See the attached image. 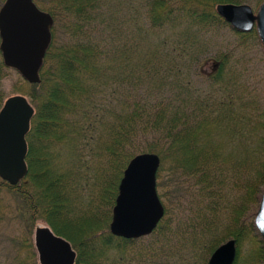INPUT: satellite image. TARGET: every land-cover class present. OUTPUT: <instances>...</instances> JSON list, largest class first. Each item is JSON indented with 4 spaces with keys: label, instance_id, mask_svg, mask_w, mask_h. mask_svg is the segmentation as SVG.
Wrapping results in <instances>:
<instances>
[{
    "label": "trees",
    "instance_id": "1",
    "mask_svg": "<svg viewBox=\"0 0 264 264\" xmlns=\"http://www.w3.org/2000/svg\"><path fill=\"white\" fill-rule=\"evenodd\" d=\"M262 1L33 0L52 23L27 91L26 174L0 176L25 235L13 247L32 251L11 264L34 263L27 237L38 219L70 242L73 264H207L232 238L233 264H264L254 223L264 52L255 28L238 31L215 10ZM11 69L0 50V108ZM145 152L160 159L163 216L127 238L110 229L113 207L129 160Z\"/></svg>",
    "mask_w": 264,
    "mask_h": 264
},
{
    "label": "water",
    "instance_id": "2",
    "mask_svg": "<svg viewBox=\"0 0 264 264\" xmlns=\"http://www.w3.org/2000/svg\"><path fill=\"white\" fill-rule=\"evenodd\" d=\"M217 14L233 28L248 32L255 27L264 52V0L255 12L248 4L218 3ZM52 19L33 0H5L0 8V50L4 62L29 83L39 81L38 70L50 41ZM34 108L21 95L8 96L0 109V176L17 181L26 174V134ZM160 159L145 152L133 156L120 180L110 229L124 237H139L152 231L163 216L156 192ZM264 242V189L254 217ZM39 264H73L76 252L70 242L49 227L33 232ZM236 241L229 239L211 253L207 264H233Z\"/></svg>",
    "mask_w": 264,
    "mask_h": 264
},
{
    "label": "rangeland",
    "instance_id": "3",
    "mask_svg": "<svg viewBox=\"0 0 264 264\" xmlns=\"http://www.w3.org/2000/svg\"><path fill=\"white\" fill-rule=\"evenodd\" d=\"M229 4H233V3H229ZM244 4H248V3H244ZM248 5L252 8L253 12H255L257 10V7L251 6L250 4H248ZM42 11H44V10H42ZM253 28H255V27H253ZM29 84L30 83L28 81H26L19 72H17L14 69H11L10 72L8 73V75L2 81V88H3L4 92L6 93L5 99L11 95L21 94V95L25 96L29 101V98L27 95V91L29 89ZM5 99H4V101H5ZM4 101H3V103H4ZM0 181H1V179H0ZM155 188H157L156 182H155ZM156 192H157V189H156ZM0 197H1L0 201L2 203L6 204V206L4 208H2V210H4V214H2V216L0 215V261H5L6 263L11 264V262L13 261V259H12L13 255L17 254V255H19L18 257L21 258L24 256H29V253H32V251L29 252V249H31V248H28V247H23L20 249L18 248L16 250L13 247L14 244L11 241V239L24 237L25 235L23 233H21L19 223H17V221L13 220V215L15 214V212L12 211L13 206H14L13 198L7 192H5V189H1V188H0ZM37 226L49 227V225H47L43 219H38L36 221L35 226L33 227L32 234L27 237V241H29V243H31L32 246L34 243L33 232H34L35 227H37ZM32 249H33V261H34L33 264H39L37 253H36L34 248H32Z\"/></svg>",
    "mask_w": 264,
    "mask_h": 264
}]
</instances>
